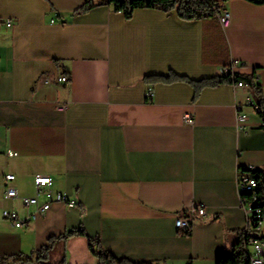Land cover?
I'll use <instances>...</instances> for the list:
<instances>
[{"label": "crops", "instance_id": "obj_1", "mask_svg": "<svg viewBox=\"0 0 264 264\" xmlns=\"http://www.w3.org/2000/svg\"><path fill=\"white\" fill-rule=\"evenodd\" d=\"M83 1L0 0V208L33 212L20 197L34 194L35 173L76 201L53 202L21 228L0 219V264H98L85 236L57 239L79 227L133 262L215 261L244 240L237 178L264 168V118L232 80H199L239 61L264 102V4L227 0L224 27L155 8L126 19L111 4L81 10ZM171 71L193 82L154 76ZM7 173L16 198L3 197ZM192 203L209 217L179 234L175 215Z\"/></svg>", "mask_w": 264, "mask_h": 264}, {"label": "built area", "instance_id": "obj_2", "mask_svg": "<svg viewBox=\"0 0 264 264\" xmlns=\"http://www.w3.org/2000/svg\"><path fill=\"white\" fill-rule=\"evenodd\" d=\"M229 13L223 8L218 14V20L222 26H227L229 23ZM53 21V20H52ZM12 24L10 19L5 20V25L10 26ZM244 65L239 61L232 60L229 64L224 65L220 69V75L228 76L236 87H242L249 91L247 102L251 104L256 112L259 113L260 107L253 100L251 95V86L248 80L239 77L242 72L241 69ZM58 82H68L66 76H58L56 78ZM48 82V80H46ZM153 91L149 87L147 89V96L152 97ZM67 107V102H61L57 105L58 111H64ZM184 122L193 123V119L190 115L184 114ZM236 119L238 124L245 120V114L241 110V105H236ZM7 155H16L15 151L8 150ZM253 169V167H248ZM5 188L3 197L4 198H16L18 196L15 187L9 185L14 180V174L7 173L4 175ZM238 190L240 206L246 213V231L244 240H246L247 246H251V252L247 253L249 264H264V207L259 196L255 192L257 187V179L254 175L249 172H240L238 174ZM53 183L52 178L49 175L42 173H35L33 175V184L35 192L33 195L21 196L20 201L24 206H33L34 211L28 213L25 216H19L18 212L13 209L0 208V219L8 220L14 227L21 228L28 225L31 219L37 215H43L51 206L53 202L64 203L67 206L76 205L74 199L69 198L65 194L55 191L51 188ZM44 200L40 202V198ZM206 208L203 204L192 203L186 209L178 211L175 215L174 225L179 234H188L200 220L208 219Z\"/></svg>", "mask_w": 264, "mask_h": 264}, {"label": "trees", "instance_id": "obj_3", "mask_svg": "<svg viewBox=\"0 0 264 264\" xmlns=\"http://www.w3.org/2000/svg\"><path fill=\"white\" fill-rule=\"evenodd\" d=\"M226 1L227 0H96V2H93L92 0H84L80 9L83 10L100 4H111L113 5L115 11L121 12L126 19H129L136 8H155L164 12L175 10L177 16L185 20H199L218 16L221 7ZM247 1L255 4H264V0ZM154 76L163 78L167 81L174 79H184L188 80L189 82H193L192 79L186 78L183 75H178L173 71H171L168 75ZM241 77L245 78L250 83L252 98H254L255 102L259 105V114L264 118V102L261 99L259 85L254 81L253 73L242 74ZM228 80H231L228 76L221 75L216 78L202 79L199 81L202 84L215 85ZM242 172H249L256 177L257 187L255 192L259 196L264 207V168L246 169ZM73 235H82L87 238L89 250L98 259V264H151L147 261L133 262L126 258L115 257L108 251L102 249L98 244V238L88 236L82 227L71 229L58 236L57 239L61 240ZM52 241L53 239H50L49 244ZM49 244L42 248V252L38 253V260L47 258V254L50 250ZM246 248V240L240 238L233 245L231 252L220 254L215 258V264H249ZM4 260L5 257H0V261Z\"/></svg>", "mask_w": 264, "mask_h": 264}, {"label": "rangeland", "instance_id": "obj_4", "mask_svg": "<svg viewBox=\"0 0 264 264\" xmlns=\"http://www.w3.org/2000/svg\"><path fill=\"white\" fill-rule=\"evenodd\" d=\"M251 250H252V248H251V246H247V248H246V252L247 253H249V252H251ZM230 252V251H229ZM227 253V252H226ZM54 254V251L52 252V255ZM194 260V262H193V264H215V261H210V260H202V259H200V258H197V259H193ZM191 261H188V262H183V263H181V264H189Z\"/></svg>", "mask_w": 264, "mask_h": 264}]
</instances>
